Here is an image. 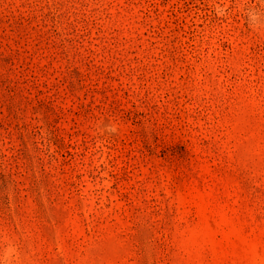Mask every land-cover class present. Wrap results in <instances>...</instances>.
Masks as SVG:
<instances>
[{"label":"rangeland","instance_id":"obj_1","mask_svg":"<svg viewBox=\"0 0 264 264\" xmlns=\"http://www.w3.org/2000/svg\"><path fill=\"white\" fill-rule=\"evenodd\" d=\"M0 264H264V0H0Z\"/></svg>","mask_w":264,"mask_h":264}]
</instances>
